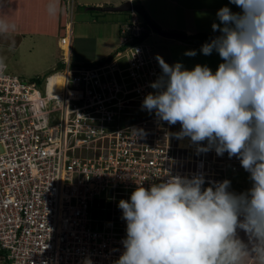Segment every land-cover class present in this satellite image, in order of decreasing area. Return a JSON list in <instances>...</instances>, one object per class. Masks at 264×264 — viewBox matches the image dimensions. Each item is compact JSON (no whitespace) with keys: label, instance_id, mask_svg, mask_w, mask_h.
Here are the masks:
<instances>
[{"label":"built area","instance_id":"obj_1","mask_svg":"<svg viewBox=\"0 0 264 264\" xmlns=\"http://www.w3.org/2000/svg\"><path fill=\"white\" fill-rule=\"evenodd\" d=\"M74 2L63 68L40 81L0 62V264H115L127 227L118 205L138 185L202 175L207 188L239 170L227 152L182 145L179 123L142 107L162 69L135 13L110 62L71 61Z\"/></svg>","mask_w":264,"mask_h":264},{"label":"clouds","instance_id":"obj_2","mask_svg":"<svg viewBox=\"0 0 264 264\" xmlns=\"http://www.w3.org/2000/svg\"><path fill=\"white\" fill-rule=\"evenodd\" d=\"M229 4L240 11L220 8L219 23L212 24L220 35L201 48L205 56L215 51L223 61L215 73L207 65L192 70L179 62L169 65L157 55L162 75L150 85L156 91L142 107L169 125L179 123L181 131L174 135L190 138L198 152L214 149L218 156L227 152L238 158L252 187L239 195L228 191L229 180L204 188L202 175L138 185L130 201L118 205L127 227L115 264H264V0ZM47 10L57 15L59 0H50ZM131 12L139 17L135 7ZM16 29L0 19V35ZM204 141L207 146H200Z\"/></svg>","mask_w":264,"mask_h":264},{"label":"rangeland","instance_id":"obj_3","mask_svg":"<svg viewBox=\"0 0 264 264\" xmlns=\"http://www.w3.org/2000/svg\"><path fill=\"white\" fill-rule=\"evenodd\" d=\"M96 1L90 0V5L84 4V2L81 4L78 0L73 3L75 9L71 57L75 65L85 63L74 59V54L78 51L82 56L98 60L113 54L123 42L119 30L123 20H126L125 15L128 12L92 11L83 8V6L99 8L100 5H91ZM132 1L133 6H137V0ZM139 1L147 15L157 24L166 30L181 31L188 35L197 32L216 33L212 29V24L219 23L216 14L225 5L234 12L240 11L235 5L229 4V0ZM49 3L40 0H0V19L15 23L17 26L16 31L12 32L14 34L0 35V62L6 65L8 72L21 78L35 79L39 76L45 77L57 66L63 55L61 44L58 41L65 33L67 13L70 11L67 0H59L60 11L57 15L50 16L47 10ZM110 5L113 6V3L103 6ZM138 15L140 19H145L141 13ZM187 28L192 31L188 33ZM19 34L22 36V42L18 47H14ZM143 42L150 46L156 55L162 56L169 65L179 62L188 70H192L197 64H200L207 65L215 73L220 63L223 62L215 51L211 55L205 56L201 52L202 45L191 39L164 37L151 28ZM67 47L68 44H65L64 48L67 49ZM190 50H195L197 54L194 57L186 56L185 52ZM120 59L121 57L115 58L117 62ZM51 80L56 82V88L59 89L60 79L56 81V78L52 77ZM180 131L181 129L177 132ZM181 144L190 147L191 150L198 146L193 144L188 137L182 139ZM227 160L229 163H236L239 166V170L230 173L227 177V180L231 181L228 191L237 195L247 192L253 183L250 180V173L243 169L238 158L235 157L234 160L233 157H228Z\"/></svg>","mask_w":264,"mask_h":264},{"label":"trees","instance_id":"obj_4","mask_svg":"<svg viewBox=\"0 0 264 264\" xmlns=\"http://www.w3.org/2000/svg\"><path fill=\"white\" fill-rule=\"evenodd\" d=\"M41 2H44V0H40ZM83 8H86L88 10H100V11H104L100 8H97V7H94V6H83ZM136 10L141 13L143 16L145 15L147 18H149L151 21H153L155 23V25L161 27L159 24H157L154 20H152L148 15H147V12L146 10L144 9L143 5L141 4V2L139 0H137V6H135ZM128 13L125 15L126 16V20H123L122 23H128V24H131L132 23V19H133V14L131 11H127ZM142 25L144 26V31L142 33V36L138 39L140 41L144 40L150 33V27L148 26V24L144 21L142 23ZM162 28V27H161ZM119 33L121 34V29L119 30ZM220 35L219 32H216V33H206V32H197L195 34H191L189 35V38L188 39H191L193 40L195 43H198L200 45H204L205 43H210L212 39H214L216 36ZM12 36V35H11ZM8 37H10V35H8ZM22 40V36H18V38L16 39V46L20 43V41ZM15 47V45H14ZM124 49L123 46H120L113 54H111L110 56L108 57H104V58H100L98 60H94V61H91V62H85L83 63L84 65H93V64H104V63H107V62H110L114 56H115V53ZM64 63L62 62V60H59L57 66L55 67L54 71L49 73L48 75H46L45 77L51 75L52 73H54L56 70H59L61 68L64 67ZM45 77H37L38 80L42 81ZM241 193H245V192H241ZM240 193V194H241ZM238 235L239 237L244 240L245 242L248 241V237L247 235L243 232V231H239L238 232ZM251 264V262H250Z\"/></svg>","mask_w":264,"mask_h":264},{"label":"water","instance_id":"obj_5","mask_svg":"<svg viewBox=\"0 0 264 264\" xmlns=\"http://www.w3.org/2000/svg\"><path fill=\"white\" fill-rule=\"evenodd\" d=\"M99 8L104 10V11L126 12V11L133 10L134 6H133V1L132 0H125V1H123L122 3H120L118 5L100 6ZM145 19H146L148 25L155 32L159 33L160 35H162L164 37L175 38V39H183V40H187L189 38V35L187 33H185V32L166 30L164 28H161V27L155 25V23L153 21H151L149 18H147L146 16H145Z\"/></svg>","mask_w":264,"mask_h":264},{"label":"crops","instance_id":"obj_6","mask_svg":"<svg viewBox=\"0 0 264 264\" xmlns=\"http://www.w3.org/2000/svg\"><path fill=\"white\" fill-rule=\"evenodd\" d=\"M123 1H125V0H97L95 3H92L91 5H100V6H103V5H106L107 3H113V5H118V4L122 3ZM44 2H50V0H44ZM78 2L81 3V4H82V2H84V4H89L90 5V0H78ZM162 25H165V24H162ZM166 26H167V24H166ZM72 29H73V33H74V25L72 26ZM187 31H188V33H190L192 30H190L189 28H187ZM12 34H14V33H12ZM86 37L88 38V36H86ZM21 42H22V40L15 47H18L21 44ZM76 53H77V55H76ZM76 53L74 54V59H76L79 62H91V61H94L93 59H95V58H93V59L87 58L85 55L82 56V54H80L79 51L76 52ZM75 55L77 56L76 58H75ZM76 60H74V61L76 62Z\"/></svg>","mask_w":264,"mask_h":264},{"label":"bare ground","instance_id":"obj_7","mask_svg":"<svg viewBox=\"0 0 264 264\" xmlns=\"http://www.w3.org/2000/svg\"><path fill=\"white\" fill-rule=\"evenodd\" d=\"M65 45V44H64ZM66 49V48H65ZM56 78V81H58L59 79H60V81H59V83H58V88H60V86H61V84H60V82H61V78L60 77H55Z\"/></svg>","mask_w":264,"mask_h":264}]
</instances>
